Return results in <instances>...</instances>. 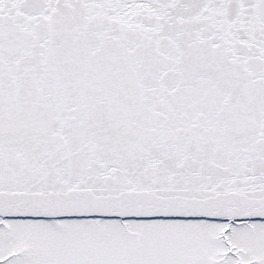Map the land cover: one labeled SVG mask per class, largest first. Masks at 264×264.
<instances>
[{"label": "snow or ice", "instance_id": "1", "mask_svg": "<svg viewBox=\"0 0 264 264\" xmlns=\"http://www.w3.org/2000/svg\"><path fill=\"white\" fill-rule=\"evenodd\" d=\"M0 264H264V0H0Z\"/></svg>", "mask_w": 264, "mask_h": 264}]
</instances>
